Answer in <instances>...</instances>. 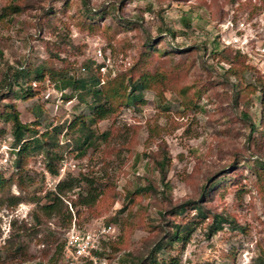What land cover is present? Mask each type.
<instances>
[{"label":"rangeland","instance_id":"1","mask_svg":"<svg viewBox=\"0 0 264 264\" xmlns=\"http://www.w3.org/2000/svg\"><path fill=\"white\" fill-rule=\"evenodd\" d=\"M10 2L21 10L0 18V83L8 67L43 66L44 73L20 75L12 92L0 86V111L13 104L39 132L60 130L52 150L61 159L58 175L50 174L41 141L18 171L11 123L0 116V172L11 178L0 192V264H65L72 223L106 227L99 251L105 264H130L128 253L180 264H264V0H126L117 12L123 21L108 10L95 17L96 31H82L72 19L80 0L44 30L43 9H60L64 0H0V13ZM147 34L161 49L181 45V53L155 55L150 64L170 81L92 123L95 138L78 148L67 125L80 115L88 122L95 106L91 93L80 98L75 81L91 76L100 88L127 72ZM176 62L179 70L171 68ZM26 81L34 94L22 97ZM68 178H78L77 187L58 210L44 213L50 192ZM214 178V189L204 190ZM90 189L100 193L93 206H72L78 192ZM215 215L224 220L214 228ZM173 225L187 231L165 245Z\"/></svg>","mask_w":264,"mask_h":264},{"label":"trees","instance_id":"2","mask_svg":"<svg viewBox=\"0 0 264 264\" xmlns=\"http://www.w3.org/2000/svg\"><path fill=\"white\" fill-rule=\"evenodd\" d=\"M126 0H116L114 3H110L104 5L103 7L93 8L90 6V0H80L81 11L75 13L72 16L75 24L80 28V30H89L96 31L100 29L99 23L94 19L96 16L104 15L108 10L113 14L114 20L117 24L121 23L123 18L119 13L121 5ZM71 0H64L63 7L60 9H56L53 5L49 6L48 9H43L44 13L42 15V20L39 23L40 28L42 30L46 28H52L56 26V23H53L54 19H58L56 17L57 13L60 11L66 12V9L70 7ZM102 8V9H101ZM21 5L19 3L10 2L7 5H4L1 9L0 18L4 16H10L14 12H20ZM127 24H132L133 26L137 25V22L125 19ZM125 23V24H126ZM138 26V25H137ZM161 31H165L172 39L174 38V31L170 27H164ZM160 31V33H161ZM158 41H155L152 36L149 34L146 35L145 40L142 42V46L138 52V57L133 63L132 67L120 75H116L114 78L105 82L100 88H96V84L99 82L98 79H95L89 76L88 79H79L75 81V84L78 85L81 92L79 94L80 98L85 97V95L91 93L92 95V103L95 106L93 113L91 116L87 118L84 115H80L75 117L72 121H70L67 125V130L74 131L75 142L77 143V147L81 149L82 146H87L92 143L91 139H94L95 133L91 129V124L107 119L108 117L116 114L125 104L134 103L138 98H141V91L147 88H152L153 85L163 84L164 82H169L170 77L168 73L164 70H161L159 67L150 66L152 62V58L155 55H162L169 52L181 53V45L179 44H170V49H161L157 46ZM189 48V47H188ZM171 50V51H170ZM169 51V52H168ZM239 55V54H238ZM237 56V55H235ZM21 66V65H20ZM8 67L5 75L3 77V83H0V86H5L8 91L12 92V85L14 82H17L18 77L20 75H26L27 79L36 78L37 76L43 77L44 67L37 66L32 67V69L24 72L22 67ZM171 68L173 70H179L180 65L179 62L174 63ZM236 74V71H235ZM29 76H32L31 78ZM26 87H22L21 96H32L34 92L32 91V83L30 81H26ZM8 111L2 113L0 111V116H4L7 121H10L12 128V136L14 138L13 153L15 154V167L18 171H22L27 162V156L29 151L34 148L41 146L40 142L42 141V147L45 145V166L47 171L57 176L58 175V164L60 163V157L56 152L52 150V147L57 144V134L60 130L54 128L53 130L45 129L43 132H39L35 129L34 125L27 124L21 121L19 117V113L14 107L13 104L7 106ZM251 131L255 130V124L250 123ZM106 132L102 133L100 137L105 136ZM70 142L68 137V141ZM160 169L163 168V163H159ZM11 178L5 177V175L0 172V192H4L10 186ZM86 184L92 188V181H87ZM79 182L78 178H68L59 180L55 186V190L50 192V195L47 197L48 201L42 205L40 208L46 214H51L52 212L58 210L59 205L63 203V199L68 193H71L76 187L77 182ZM20 187L22 186L20 180L16 181ZM215 178L207 181V185L205 184L204 190L210 191L213 190L215 185ZM222 185V184H221ZM100 193H98L95 189L88 190L85 194L78 192L77 196L71 199L72 206L82 205V206H93L97 197ZM73 195V194H71ZM184 207H179L176 209L178 212L182 210ZM175 211L174 214H177ZM68 222L70 223L72 219V214L68 211ZM199 213L204 214L203 211H199ZM36 219L38 217L36 216ZM223 218H218L217 215L214 216L213 219V227L219 226L223 222ZM175 228V229H174ZM187 231V226L173 225V230L168 232V235L165 237V245H168L171 242H177L184 238V233ZM161 242V241H160ZM160 242L158 243V247L161 246ZM163 243V242H162ZM164 245V246H165ZM127 260L131 262L130 264H180L178 260L173 261L172 258L170 260H166L165 258H157V256L153 253L149 255L141 256L135 255L133 253H128ZM126 260V261H127ZM124 261L123 263H126Z\"/></svg>","mask_w":264,"mask_h":264},{"label":"built area","instance_id":"3","mask_svg":"<svg viewBox=\"0 0 264 264\" xmlns=\"http://www.w3.org/2000/svg\"><path fill=\"white\" fill-rule=\"evenodd\" d=\"M111 226H108L110 229ZM107 233L101 229H81L75 223L67 229L63 245L65 264H105L99 256L101 242Z\"/></svg>","mask_w":264,"mask_h":264}]
</instances>
